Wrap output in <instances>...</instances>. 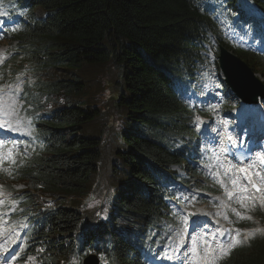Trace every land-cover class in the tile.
<instances>
[{
	"label": "trees",
	"instance_id": "16d2710c",
	"mask_svg": "<svg viewBox=\"0 0 264 264\" xmlns=\"http://www.w3.org/2000/svg\"><path fill=\"white\" fill-rule=\"evenodd\" d=\"M248 1L264 19V0ZM237 2L0 0L27 18L5 36L14 56L2 79L30 76L21 100L32 107L39 145L12 167V183L24 189L7 186L22 201L18 219L33 226L18 264H82L89 256L145 264L168 219L172 169L186 166L191 122L203 114L182 93L210 37L264 83V55L230 50L214 20L222 9L236 13ZM106 85L116 90L113 124L102 104ZM88 197L94 209L80 203ZM218 264H264V239L234 247Z\"/></svg>",
	"mask_w": 264,
	"mask_h": 264
},
{
	"label": "rangeland",
	"instance_id": "374dc122",
	"mask_svg": "<svg viewBox=\"0 0 264 264\" xmlns=\"http://www.w3.org/2000/svg\"><path fill=\"white\" fill-rule=\"evenodd\" d=\"M237 7L238 8L236 9V11L240 12L241 14H244L243 16L236 15V14L231 15V14H228L226 12V10L222 9L220 14H218L214 17V19L217 21L218 25L220 26L224 37L227 38L228 40H231L233 45L237 48L250 49V50H256V51H264V43L262 41L261 42L255 41V36L253 34V31H252L253 28H251V27L245 25L244 23L240 22V17L246 18L247 16L251 15V13H252L248 9V5L244 4L242 1H239V4L237 3ZM34 16L36 18H41V13L39 11H37V12H35ZM253 30H255V28ZM6 48H7L6 44L4 42L0 41V65L5 58ZM205 77H210L211 79H213L210 82H214V81L220 82L217 74H215L214 72H211V71L207 72L205 74ZM210 82L208 83L207 80H200L199 82H197V84H195V86L192 88V90L189 92V94L185 97V99L192 101L194 95L198 91L206 92L208 87H209ZM219 89L223 91L222 97L227 99V106H230L231 108L234 109L235 112H237L238 111L237 101L233 100L231 96H228L227 90L224 87V85L221 84ZM6 92L14 95L16 90L13 88H10ZM104 93L105 94H104L103 99H102V104L104 103V106H106V112L108 113V115H112L109 117V121H111L109 123L113 124L116 122V120H115L116 117H115L114 110L112 107L113 106V100L116 97V95H115L116 90H113L109 85H106ZM4 94L5 93L0 94V109H1V106L3 103ZM210 94L211 93H209V95ZM0 117L4 119L5 123H7L10 120V118L15 119L16 120L15 125H17L18 120L21 117V113L20 112L18 113L17 109H15L11 115L2 114L0 112ZM106 162H107V160L105 159L103 162V166L105 168L108 167V164H106ZM211 163L213 164V166H214V164H216V162H214V161ZM173 170L176 172V174L180 177V180L182 181L183 178L181 177V174H180V172L182 170L177 169V168H174ZM215 171H213V173ZM206 178H208L211 182L208 183L207 185L199 184L198 186L199 187H202V186L215 187V184L212 182L213 176L210 174ZM195 180L203 181L202 178H200V177L196 178ZM222 181H223V183L221 184V187H222L221 193H219L216 196L219 198H222L225 202L226 197L224 195H225V193H226V195L228 193V191H226V190L234 188L233 187L234 184H233V182L230 183V182H227L226 180H222ZM175 190L179 191V188L177 187V185L175 187ZM194 191L198 194L201 193V191H196V190H194ZM184 192H186V191H184ZM2 201H3V197L0 193V219L4 216L3 213L5 212V210H1L2 204H3ZM80 203H82V199H81ZM228 203H230V202L224 203L225 210H224V212H222L223 211L221 209L222 206L221 207L218 206V209H217L215 207L208 206L206 204H199L198 199L196 200L194 198H191L189 203H187L185 205V208H182L180 211L181 212H191L194 210V212H196V213H201L199 210H207L208 207H211L212 209L217 211L214 213H219V216L227 218L228 222H230L236 230H239L237 228V225L239 224V221H242V218H240V217H242V212H244L245 221L253 222L254 224H257L255 222V219H254V217H255L254 214H255L256 210H260L259 214L261 215L262 214L261 210H264V206L257 207L255 204L250 202V199H245V198H237L234 200V202L232 204H228ZM82 205H84L83 207H88L87 210H90L91 208H93V206L96 205V203L93 200V198L90 197V199L85 201V204L82 203ZM89 205H92V206H89ZM174 211H175V209H174ZM208 211H211V210H208ZM237 213H239V216L237 215ZM177 216H178L177 222L179 224V227L182 229V226L185 225L187 222V217H186V215H183L180 213ZM251 228L260 230L262 227L255 225L254 227H251ZM246 229H248V228H244L243 230H239V235H237V232H236V234L233 237V241H232L231 245H234L235 243L239 245L240 242H242V241L245 242V241H247V239L255 237L254 235H251L247 238H244L243 232ZM263 229H264V226H263ZM22 230H23L22 228H15L14 225L7 224L6 222H3V220L1 219L0 220V241H6L7 240L9 242V244H8V246H4L3 248H1L0 252L10 250L9 247H11V248L17 247V250H18L22 246L21 245L22 234L24 232ZM182 231L183 230L172 231V229H170L168 231V233L165 235L166 237L164 239V246L159 248V250L156 253V256H154L152 258L151 262H154V264H161V263L167 264L173 258L172 254L175 251V249L178 247V242L180 240V236H181ZM262 235H264V230L259 233V236L262 237ZM220 257L221 256H217L216 259H219ZM13 260H14V258L12 256H10L8 259V263L13 261ZM215 261H214V264H215Z\"/></svg>",
	"mask_w": 264,
	"mask_h": 264
},
{
	"label": "water",
	"instance_id": "95a60500",
	"mask_svg": "<svg viewBox=\"0 0 264 264\" xmlns=\"http://www.w3.org/2000/svg\"><path fill=\"white\" fill-rule=\"evenodd\" d=\"M218 62L225 84L239 99L245 103H256L258 97H263L264 88L253 77L252 71L244 62L221 47ZM84 264H97V260L90 257Z\"/></svg>",
	"mask_w": 264,
	"mask_h": 264
},
{
	"label": "snow or ice",
	"instance_id": "6c2138e0",
	"mask_svg": "<svg viewBox=\"0 0 264 264\" xmlns=\"http://www.w3.org/2000/svg\"><path fill=\"white\" fill-rule=\"evenodd\" d=\"M11 114H12V113H9V115H11ZM4 127H6V125H5L4 123H0V128H4ZM14 127H15V128H18L19 125L17 124V125L14 126L13 123H12V121L9 120V121H8V124H7V128H8V130H14ZM4 143H5V140L0 139V146H3ZM250 167H251V165H250ZM241 171H245V170H244V169H241ZM246 175H247V173H246ZM256 175L259 176L260 173L257 172ZM250 182H251V181H250ZM235 183H236V181H233V184H234V185H235ZM253 187L256 189L257 192H260V191H261V188H260V187H257L255 184H253ZM237 215L239 216V213H237ZM242 218H243V217H242ZM236 232H237V235H239V230H236ZM225 234L228 235L229 233H225ZM221 244L223 245V241H221ZM229 246L231 247V246H233V245H229ZM193 251H194V249H193Z\"/></svg>",
	"mask_w": 264,
	"mask_h": 264
},
{
	"label": "bare ground",
	"instance_id": "6f19581e",
	"mask_svg": "<svg viewBox=\"0 0 264 264\" xmlns=\"http://www.w3.org/2000/svg\"><path fill=\"white\" fill-rule=\"evenodd\" d=\"M208 10V9H207ZM209 11V10H208ZM20 18V17H19ZM18 23H20V24H22V22H18ZM216 24H217V22H216ZM218 25V24H217ZM218 27H219V25H218ZM219 29L221 30V28L219 27ZM222 31V30H221ZM220 88V85H217V86H215L214 87V89H219ZM193 103H194V101H192ZM252 107V106H251ZM244 112H247V110H243ZM2 132H4V131H2ZM198 228H195V230H197ZM197 232H199V231H197ZM8 251H10V253L12 252L13 253V250L12 249H10V250H8ZM9 256V254H7V253H0V262L1 261H3L4 260V258H5V256ZM174 260H175V258H174ZM171 261H172V259H171ZM1 264V263H0Z\"/></svg>",
	"mask_w": 264,
	"mask_h": 264
}]
</instances>
